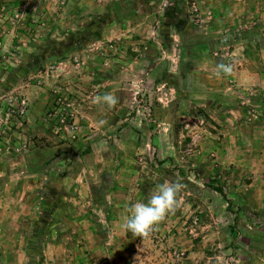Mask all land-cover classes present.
<instances>
[{
	"label": "rangeland",
	"instance_id": "374dc122",
	"mask_svg": "<svg viewBox=\"0 0 264 264\" xmlns=\"http://www.w3.org/2000/svg\"><path fill=\"white\" fill-rule=\"evenodd\" d=\"M221 62L231 66L229 74L218 71ZM129 66L133 76H125ZM243 68L256 73L239 86ZM193 69L191 76L175 75ZM111 78L129 87L130 122L123 126L140 134L145 154L134 161L148 193L179 178L181 207L148 238L129 232L119 252L106 245L114 242L105 229L110 220L98 215L106 213L105 199H92L84 204L86 224L97 238L87 235L83 257L70 264L264 260V202L253 205L244 196L262 189L249 186L251 165L264 167V0H0V172L41 158L33 150L47 144L42 136L53 146L78 143L81 106L93 107ZM213 97L220 103L215 110ZM232 109L238 124L226 121L235 118ZM211 116H220L224 128H241L240 135H219L222 123ZM147 131L152 135L143 139ZM193 196L197 203L190 205ZM55 200L47 201L52 209L73 212L72 203ZM0 264H6L1 251Z\"/></svg>",
	"mask_w": 264,
	"mask_h": 264
},
{
	"label": "crops",
	"instance_id": "0c3cea01",
	"mask_svg": "<svg viewBox=\"0 0 264 264\" xmlns=\"http://www.w3.org/2000/svg\"><path fill=\"white\" fill-rule=\"evenodd\" d=\"M230 10V5H226L222 10V17L227 22L231 16ZM144 14L147 17L152 16L151 13ZM195 71L196 69H193L186 73L179 70L175 75L191 76ZM133 72L132 66L125 67V76H133ZM251 73H256V70H239V86H245L243 80ZM148 83L152 85L151 82ZM228 90L214 88L213 92L225 93ZM109 93L119 98L115 107L109 108L104 102L94 104L93 107L81 106L83 127L78 143L53 146L56 143L51 144L47 137L42 136L47 144L43 149L33 150V156L36 153L43 154L41 158L34 159L33 164H28L22 159L17 160L9 168H2L0 251L6 264H70L69 261L82 258L80 252L86 249V236L93 235L94 239L97 238L95 229L86 224L84 204H91L92 199H105V206L108 207L106 213L99 211L98 214L99 217L110 220L105 229L114 242H108L106 245H111L119 252L127 249L129 231L123 227L125 208L133 202H142V199L149 195V185L144 184L143 174L138 170L139 164L134 161V157L145 154V149L137 144L140 134L123 126V123L130 122L125 118L129 100L127 83L122 86L112 78L101 83V96ZM209 104H212L211 110L220 106L214 97ZM227 112L234 113L235 118L227 117L226 121L238 124L239 112L236 109ZM211 118L214 122H221L223 127L220 116ZM240 130L239 127L225 125L219 135L231 138L237 132L240 135ZM142 135L144 139V135L150 138L152 134L147 131ZM210 135L216 136L213 132H210ZM164 139L168 137L163 135ZM220 145L223 152L225 147ZM206 169L212 171L213 168L207 166ZM250 169L254 179L249 187L262 189H255L253 192L248 190L244 196L248 203L260 204L264 202V167L257 166L255 170V165H251ZM46 192L49 193L48 197L44 195ZM55 197L60 198L61 202L72 203L73 212L52 209L53 206L47 201L51 200L52 204H55L58 202ZM193 198L196 199L195 196L189 199L190 205L197 203ZM41 205L48 206L47 211L40 212ZM189 211L193 212L195 209L191 207ZM257 245L256 242H250L249 248L255 247L258 250ZM68 252H73V255L69 256ZM251 261L264 264L263 259L258 262L253 258Z\"/></svg>",
	"mask_w": 264,
	"mask_h": 264
},
{
	"label": "clouds",
	"instance_id": "9594fccd",
	"mask_svg": "<svg viewBox=\"0 0 264 264\" xmlns=\"http://www.w3.org/2000/svg\"><path fill=\"white\" fill-rule=\"evenodd\" d=\"M217 68L226 75L232 71L231 66L223 62L219 63ZM101 102L112 108L119 103V98L110 93L93 98L94 104L99 105ZM184 187L183 181L179 178L166 180L150 192L146 202H133L127 205L123 216L125 230L141 238L150 237L159 224L180 209L179 197Z\"/></svg>",
	"mask_w": 264,
	"mask_h": 264
}]
</instances>
